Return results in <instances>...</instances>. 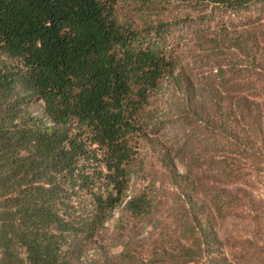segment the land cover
<instances>
[{"label":"trees","instance_id":"1","mask_svg":"<svg viewBox=\"0 0 264 264\" xmlns=\"http://www.w3.org/2000/svg\"><path fill=\"white\" fill-rule=\"evenodd\" d=\"M131 4L119 17L117 0H0V264H242L209 221L233 211L227 188L160 147L178 190L165 216L164 175L140 144L170 120L152 102L168 79L172 116L195 124L177 152L194 140L192 162L264 169V0ZM181 45L198 77L179 66ZM115 211L111 253L99 238Z\"/></svg>","mask_w":264,"mask_h":264},{"label":"rangeland","instance_id":"2","mask_svg":"<svg viewBox=\"0 0 264 264\" xmlns=\"http://www.w3.org/2000/svg\"><path fill=\"white\" fill-rule=\"evenodd\" d=\"M135 6L137 5L131 4V0H117L119 17H123L128 12L134 13L135 9L133 8ZM142 10L144 11V9ZM181 46L182 47L178 50L181 53L179 54L181 55L179 66H187L192 76L196 75L198 77V73L191 69L190 61L184 54L183 45ZM192 68H194V66H192ZM172 89L173 86L170 85L168 79H164L162 90L152 96L153 103L160 102V105L157 104L161 108L160 110H162L159 117H167V119L170 118V120L163 121V123L159 124L154 129L152 128L149 130V136L154 142L153 146L146 142L140 144V153L146 164L147 170H150V172L157 171V174L160 176L164 175L165 171L157 159V152L158 148L167 147L169 150V157L173 159L174 165L178 171H190L192 177L195 175L198 178L201 177L203 179V185L206 188H227L230 195L228 203L231 204L230 207L233 208V211L228 209L230 214L223 212L215 215L213 213L215 217H210L211 219L209 220L210 223L214 225V230L223 243L221 244V250L230 259L236 260V262L242 264H264V169H254L249 160H241L239 163L236 162L232 164L234 161L226 159V162L221 164L218 163L220 166L209 161L205 163H203L202 160L192 162V160L196 158V155H194L196 152L194 140H192L190 146L194 148V151L177 152L179 145H181L183 139L186 138V134L189 133L190 129L194 128L193 126H195V124L192 121L190 124L183 123V119L172 116L173 113H176V108H179L176 102L180 100L173 94ZM196 141L199 142V139H196ZM212 146H214V144H211L209 147ZM211 152V150H208L206 154L200 153L197 154V156L205 160ZM233 156L240 158L238 155ZM229 167L234 169L232 173L229 172ZM222 168L226 170L219 177L214 173V170L218 169L219 171ZM206 174H209L207 175L208 178H205ZM234 174H240V179L236 180L235 177L233 179L232 176ZM163 177V181H165L162 187L169 191V197L166 200V206L168 208L174 203L172 199V196H174L173 192H177L178 190L171 183L170 179L166 180L165 175ZM189 188L191 190H196L192 184L189 185ZM199 198L200 196L198 197V194L194 195V199L199 200ZM252 200L255 201V205L261 208L258 211V214L262 216L260 222L253 218V213L249 211ZM168 210L169 214L167 213L165 216H170V208H168ZM117 216L118 212L115 211L113 216L109 219L107 232L99 238V242L111 253H116L121 250V246L115 243L114 233L112 232L113 223ZM168 222H170L169 219ZM169 226L173 228L174 223ZM148 231H150L148 227H145L143 230L144 234H147ZM246 238L248 241L245 240Z\"/></svg>","mask_w":264,"mask_h":264}]
</instances>
